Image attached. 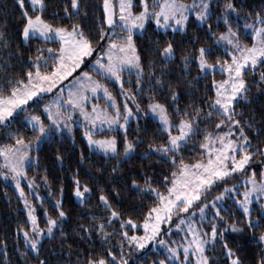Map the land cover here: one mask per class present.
Listing matches in <instances>:
<instances>
[{
	"label": "snow or ice",
	"instance_id": "1",
	"mask_svg": "<svg viewBox=\"0 0 264 264\" xmlns=\"http://www.w3.org/2000/svg\"><path fill=\"white\" fill-rule=\"evenodd\" d=\"M16 3L23 18L22 41L28 44L35 40L39 45L30 52L26 67L19 73L7 77L0 75V128L10 129L16 117L28 111L31 104L35 110L29 112L22 123L24 129L30 128L33 136L29 138L20 129L7 132L9 142L0 144V176L5 180L11 177L23 200L27 227L20 225L17 231L22 233L26 249L38 254L42 237L54 236V229L67 215L62 200L57 199L53 203L56 214L51 215L45 208L46 224L40 226L36 205L21 186V180L27 177L26 167L37 164L38 157H33L31 152L42 141L62 135L64 131L72 133L73 128L79 126L89 149L110 158L121 155L128 158L144 143L140 135L130 140L127 127L133 117L139 120L143 106L137 102V96L145 91L144 78L147 76L149 103L146 108L158 127L148 137L142 155L145 158L157 156L158 162L167 163V175L161 174L156 186L152 175L144 176L143 185L135 178L131 180L134 190L151 193L154 197L139 222L131 216L123 217L122 212L113 207L109 196L100 191L98 200L104 205V215L93 217L95 223L90 226L79 225L81 236L87 239L99 235L102 241L110 244L117 232L109 233L105 229L118 220L120 230L115 247L120 251L117 254L110 245L104 249V255L90 253L85 264H132L125 258L128 255L125 247L148 259L142 250L157 244L162 248L163 258L152 259L149 264H212L215 257L208 253L215 249L217 242L228 264H242L225 236L229 229L242 232L245 227L253 231L264 228V141L253 144L246 132V128L253 129V125L247 119L237 118L241 113L234 105L240 99H247L250 85L245 77L249 71L255 74L264 66V11L247 12L241 24L243 5L238 8L236 0H103L98 30L85 31L79 21L72 19L80 14V0H64L62 16L59 10L46 13L47 0H16ZM213 3L220 9L215 17V31L213 23H209ZM49 15L55 19H49ZM193 15L204 25V39L211 43L200 42L201 37H194L193 42H200L199 47L194 49L195 54L189 51L179 57L181 68L189 71L188 65L194 61L198 68L195 79L217 71L223 77L217 80L213 75L214 95L203 101L206 108L195 102L181 108L177 103L180 93L170 82L165 102L156 99L152 89L163 91L170 75L167 65L176 58L174 43L169 40L161 46L157 40L154 51L163 61L157 70L154 60H149L147 65L142 61L134 39L136 32L144 30L148 21L164 29L165 34L168 29L186 31ZM65 20L69 22H62ZM221 24L222 31L219 30ZM242 37L249 38L250 42ZM221 50L222 54L213 58V53ZM19 56L22 58L23 53ZM2 67L8 65L4 63ZM132 75L136 77L135 91L131 87ZM126 83L130 87L125 88ZM185 83L194 87L191 81L185 80ZM252 83L258 88L264 86V71H260L258 80ZM110 85L119 86L121 101L113 95ZM47 95H51V99L41 104ZM130 104H134L135 111ZM118 129L124 130L122 141L115 135H97L98 131ZM254 131L260 137L264 128ZM186 151L194 155L186 158ZM57 159L62 160L59 153ZM119 164L118 160L117 167L112 168L113 173ZM230 179L234 182L228 183ZM40 180L48 184L47 175ZM72 180L74 195L83 204L92 190L87 183L82 184L78 176L74 175ZM28 187H38L35 179L28 180ZM214 188L220 191L209 199ZM112 191L119 195L116 189ZM34 195L42 206L39 193ZM228 198L239 206L243 225L222 215L228 211L222 207ZM254 202L260 204L257 216L252 215ZM232 215L228 211V216ZM140 228L142 234H138ZM174 234L179 239H173ZM61 235L65 234L61 232ZM258 241L264 244V230L260 231ZM3 243L0 241V245ZM20 254L23 257L25 252ZM37 262L47 264L39 255ZM136 264L141 262L137 260ZM256 264H264V249Z\"/></svg>",
	"mask_w": 264,
	"mask_h": 264
},
{
	"label": "trees",
	"instance_id": "2",
	"mask_svg": "<svg viewBox=\"0 0 264 264\" xmlns=\"http://www.w3.org/2000/svg\"><path fill=\"white\" fill-rule=\"evenodd\" d=\"M47 3L46 13L51 14L59 10L61 16L63 15L62 6L64 0H47ZM102 4L103 0H80V14L73 16L72 19L79 21L85 31H97L98 26L102 22ZM236 4L238 8L241 7V4L243 5L240 11L241 24L245 22L247 12L264 11V0H236ZM219 11V7L213 3L212 20L209 23H213L214 31L217 30L215 17ZM48 18L55 19L51 15ZM62 22L68 23L69 21L65 20ZM22 24L21 10L16 0H0V33H2L0 35V75L3 77L19 73L21 68L26 67L25 61L28 55L39 45V42L35 40L30 41L28 44L22 41L20 36ZM233 27H237L236 23H233ZM219 30H223L222 24ZM197 36L201 37L200 42L211 43L210 40L204 39V25H200L194 15L190 16L186 31L183 32L179 30L173 32L168 29L165 34V30L157 28L153 22L148 21L145 30L142 33L135 34L134 39L140 50L142 61L147 65L149 60H154L157 70L163 63L158 53L154 51L157 40L161 42V46L169 40L174 43L176 58L167 65V71L170 75L166 78L167 82L163 86V91L155 87L152 89L155 92V98L161 102L166 100L168 82L172 83L180 93L177 103L181 108L190 102H195L206 108L203 101L214 95V90L212 89L213 75L217 80L223 78L219 71L215 74L210 73L207 77L195 79L198 68L194 61L189 63V71H183L181 68L179 57L189 51L195 54L194 49L199 47L200 43L193 42V38ZM242 40L250 42L247 37H242ZM19 53H23L22 58ZM217 54H222V50L214 52L213 58ZM4 63L8 65L7 68L2 67ZM260 71H264V66H261L255 74L249 71L245 77L250 85L247 99H240L234 105L237 111L241 113V116L237 118L241 120L247 119L253 125V129L246 128V132L252 138L253 144L264 141V132L260 134V137H257L254 131V129L264 128V86L258 88L252 83V81L258 80ZM125 77L126 79L128 78L127 75ZM130 78L133 81L131 87L135 91L134 82L136 77L132 75ZM144 79L145 91L137 96L139 103L143 106V114L147 111L146 105L149 103L147 76ZM185 80L191 81L194 87L185 83ZM110 87L113 94L118 99H121L122 97L118 94L119 86L110 85ZM125 87L128 88L130 85L126 83ZM48 100L49 95L41 100V104L46 103ZM34 110L35 106L30 104L28 111L21 112L10 129L0 128V144L8 143L7 132L16 129L24 131L26 136L31 138L33 133L30 128L24 129L22 121L26 114ZM45 123H47V120H45ZM137 125H139V131L137 130ZM157 127L158 125L151 115H143L139 117L138 121L137 119L131 120L127 128L128 138L131 140L133 137L140 135L144 139V143L138 145L128 158H124L122 155L110 158L95 149H89L87 141L82 135L83 129L79 126L75 127L71 135L63 132L62 135L57 134L54 138L46 139L37 150L32 152L35 157H38V160L37 164L27 168V174L40 183V188L46 194H50L42 199L43 204L38 208L40 226L45 227L46 224L43 216L45 208L51 215L56 214L53 203L57 199L62 200L63 208L67 213L66 217L63 218L62 224H58L54 229V236L45 235L41 239L38 254L26 249L23 235L17 231L20 225L27 227L25 223L26 210L23 201L20 199L16 188L0 177V241L4 242L3 245H0V264H38L37 255H39L40 259L46 260L47 264H85L90 253L104 255V249L110 245L114 246L113 251L119 254V248L115 247L120 230L118 220L105 229L109 233L114 230L117 232L116 235L111 237L110 244L105 243L100 239L99 235L95 234L87 239L82 238L79 225L90 226L95 223L93 217L99 218L104 215V205L98 200L101 190H103L105 195L109 196L111 204L122 212L123 217L131 216L137 222L142 219L143 212L151 205L154 197L151 193L143 194L134 190L130 182L135 178L143 185L144 176L152 175L154 178L153 184L156 186L161 174L167 175V163L158 162L159 157L157 156L145 158L142 155L147 146L148 137L153 134ZM97 135H115L121 141L123 138V132L119 130L97 132ZM194 139H198V137H194ZM189 147H191V144H189ZM122 150L123 144L121 142V153ZM57 153L62 157V160L57 159ZM82 155L83 159L81 158ZM193 155L194 153L187 151L184 153L186 158ZM118 160L120 161L118 170L113 173L112 168L117 167ZM44 175L48 176L47 185L40 180V177ZM74 175L79 177L82 184L87 183L92 190L83 204L76 200L73 192L75 185L72 177ZM233 182V179L228 181V183ZM160 187L163 186L161 185ZM112 189H116L119 195L117 196ZM218 191H220L219 188L212 189L208 198L211 199ZM224 205L227 207L225 209L231 211L233 215L228 216V211L222 212V215L229 220L235 219L237 223L243 225L241 211L233 200L228 198ZM252 208L253 216L260 214L259 203L254 202ZM221 227H223V224H221ZM261 230H264V228L253 231L245 227L242 232H232L230 229L227 231L225 239H227L229 247L233 248L240 257L242 264H256L262 254L264 244L258 241ZM61 232L65 235L62 236ZM142 232L143 229L140 228L138 234H142ZM173 236L176 235L174 234ZM124 251L128 253L125 258L130 259L132 264H136L137 260L141 264H149L152 259L163 258L161 256L162 250L154 247H146L145 250H142L148 259H144V256L140 255V253L129 250L127 247H125ZM21 252H25L23 257H21ZM208 254L215 257L212 260V264H228L219 242H217L215 249Z\"/></svg>",
	"mask_w": 264,
	"mask_h": 264
},
{
	"label": "rangeland",
	"instance_id": "3",
	"mask_svg": "<svg viewBox=\"0 0 264 264\" xmlns=\"http://www.w3.org/2000/svg\"><path fill=\"white\" fill-rule=\"evenodd\" d=\"M191 2V1H190ZM195 17V16H194ZM196 19V18H195ZM146 25H147V22H146V24H145V28H146ZM160 29V28H159ZM145 30V29H144ZM144 30H142V31H137L136 33H142ZM161 30H164V29H161ZM95 57H92V59H94ZM125 75H127V74H125ZM126 88V87H125ZM114 95V94H113ZM49 99H51V95H49ZM117 100L118 101H121L122 100V98L121 99H118L117 98ZM93 102H95V101H93ZM137 102L139 103V101H138V99H137ZM100 103H103V100H101L100 101ZM130 106H132L133 107V109H134V111H135V106H134V104H130ZM146 112H148V110L146 111ZM29 114V113H28ZM28 114H26L25 115V117L28 115ZM144 114H143V112L141 111V113H140V117H142ZM148 115H151V113L150 112H148ZM145 116V115H144ZM24 117V118H25ZM133 119H137L136 117H133L131 120H133ZM131 120L129 121V123H128V126H129V124H130V122H131ZM76 127V126H75ZM75 127L73 128V131L75 130ZM128 128V127H127ZM119 131H124V130H121V129H118ZM73 131H72V133H68L67 131H64L65 133H68V134H73ZM98 132H100V131H98ZM45 141V140H44ZM44 141H42L40 144H39V146H38V148L42 145V143L44 142ZM37 148V149H38ZM36 149V150H37ZM33 152V151H32ZM32 152H31V155L33 156V157H35L33 154H32ZM132 154V153H131ZM130 154V155H131ZM27 168H29V166H27L26 167V171H27ZM0 177H2V176H0ZM3 179H4V177H2ZM29 179H35V178H32V177H30L28 174H27V177L26 178H23L22 180H21V186L24 188V190H25V193L28 195V198L32 201V203L34 204V205H36V215H37V217L39 216V212H38V208L39 207H41V202H40V200H38L36 197H35V193L36 192H38L39 193V196H40V198H42V199H44V198H46V197H48L49 195L48 194H46V192H44L41 188H40V183L35 179V181H36V184L38 185V187L37 188H35V189H30L29 187H28V180ZM5 180V179H4ZM7 182H9V183H11L14 187H15V182L14 181H12L11 180V177H9L7 180H6ZM17 193L19 194V192L17 191ZM51 193V192H50ZM75 198H76V200L79 202V200H78V198L75 196ZM227 200L228 199H226L224 202H223V204H222V207L223 208H227L224 204L227 202ZM23 201V200H22ZM238 206V205H237ZM239 207V206H238ZM166 227V226H165ZM43 238V237H42ZM173 239H179V237H176V236H173ZM147 247V246H146ZM154 248H156V249H159V250H162V248H161V246H159L158 244L154 247Z\"/></svg>",
	"mask_w": 264,
	"mask_h": 264
}]
</instances>
